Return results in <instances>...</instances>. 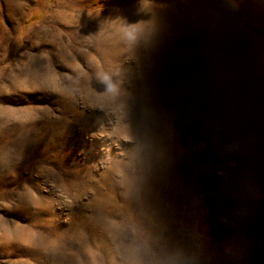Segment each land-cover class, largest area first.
<instances>
[{
    "label": "rangeland",
    "instance_id": "rangeland-1",
    "mask_svg": "<svg viewBox=\"0 0 264 264\" xmlns=\"http://www.w3.org/2000/svg\"><path fill=\"white\" fill-rule=\"evenodd\" d=\"M160 1L0 0V264H264V0Z\"/></svg>",
    "mask_w": 264,
    "mask_h": 264
},
{
    "label": "bare ground",
    "instance_id": "bare-ground-1",
    "mask_svg": "<svg viewBox=\"0 0 264 264\" xmlns=\"http://www.w3.org/2000/svg\"><path fill=\"white\" fill-rule=\"evenodd\" d=\"M162 1V0H161ZM160 1V2H161ZM165 1V0H164ZM169 1V0H168ZM167 1V2H168ZM176 1V0H175ZM178 1V0H177ZM185 2V4H201V6H203L205 3H207V2H204V0H195L194 2H193V0H184ZM181 2V1H180ZM209 2V1H208ZM212 2V1H211ZM215 2H217V1H215ZM219 2V1H218ZM183 3V5H185ZM171 4V3H170ZM174 4H176V6H177V4L178 5H180L178 2H175ZM169 5V4H168ZM188 5V6H189ZM258 5V4H257ZM175 6V5H174ZM191 6V5H190ZM189 6V7H190ZM163 7V6H162ZM162 7H161V9H162ZM179 7V6H178ZM192 7V6H191ZM190 7V8H191ZM205 7V6H204ZM175 8V7H174ZM184 8V7H183ZM182 8V9H183ZM170 9H171V7H170ZM187 9V8H186ZM197 9V8H196ZM202 9V8H201ZM201 9H200V11H201ZM180 10V9H179ZM184 10V9H183ZM203 10V9H202ZM166 11H168V10H166ZM199 11V12H200ZM185 12V11H184ZM186 12H188L187 10H186ZM185 12V13H186ZM198 12V13H199ZM164 13V12H163ZM181 13V12H180ZM189 13V12H188ZM192 13H195L194 11L192 12ZM210 13V14H209ZM208 14L209 15H207L206 17H207V21H208V26H211V22L213 21V19L214 20H216V21H220V22H223V23H225V24H229V27H230V29L231 30H234V29H236V27H237V22H236V20H235V18L234 17H231L230 19H227V17H228V13H229V11L227 10V8L226 7H223V6H220V7H218V8H213L212 9V11H210ZM144 14V13H143ZM165 14V13H164ZM168 14V13H167ZM190 14V13H189ZM196 14V13H195ZM184 15V14H183ZM198 15H200V14H198ZM146 16V15H145ZM157 16V15H156ZM189 16H191V15H189ZM195 16V15H194ZM149 17V16H148ZM193 17V16H192ZM198 17V16H197ZM204 17V16H203ZM202 17V18H203ZM140 18V17H139ZM150 18V17H149ZM196 19V18H195ZM201 19V18H200ZM149 21V20H148ZM199 21V20H198ZM204 22V21H203ZM148 23H150V22H148ZM157 23V22H156ZM205 23V22H204ZM168 27V26H167ZM224 30V29H223ZM224 31H226V30H224ZM230 32V31H229ZM260 72V71H259ZM171 93V92H170Z\"/></svg>",
    "mask_w": 264,
    "mask_h": 264
}]
</instances>
